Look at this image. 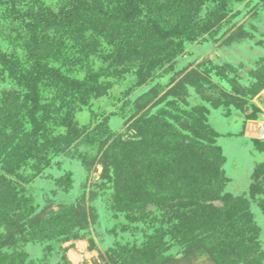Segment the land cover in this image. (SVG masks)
<instances>
[{
    "label": "rangeland",
    "instance_id": "obj_1",
    "mask_svg": "<svg viewBox=\"0 0 264 264\" xmlns=\"http://www.w3.org/2000/svg\"><path fill=\"white\" fill-rule=\"evenodd\" d=\"M0 138L27 264H264V0H0Z\"/></svg>",
    "mask_w": 264,
    "mask_h": 264
},
{
    "label": "trees",
    "instance_id": "obj_2",
    "mask_svg": "<svg viewBox=\"0 0 264 264\" xmlns=\"http://www.w3.org/2000/svg\"><path fill=\"white\" fill-rule=\"evenodd\" d=\"M37 18H41L39 15L37 16ZM1 139V138H0ZM32 146L27 147V152H31L32 147L34 145H37L38 143L34 140H32ZM214 154V153H213ZM185 159V157H183ZM175 162V159H174ZM173 162V163H174ZM185 163V162H184ZM1 178L5 179L3 175H0ZM83 210V209H82ZM16 210H9L6 209L5 212H3L2 214H0V220H3L7 217V215L11 218V219H15V220H11L12 222L10 225V227L6 228V233L11 232V227L13 229H18L20 228L21 224H23L22 222H24L25 219H22V216L20 217L21 219L16 220V217L19 213H16ZM83 212V211H81ZM75 214L77 215L78 212L75 209ZM83 216V219L85 217V213H82L78 219H80ZM77 220H75L74 223H76ZM12 225V226H11ZM24 226V225H23ZM16 236H20L21 234L15 233ZM15 235H10L7 238H5V236L2 235V233L0 232V264L7 262L8 264H27L25 262V259L23 258V254H19V252L21 251L20 248L22 247L21 244L19 243V239L15 238ZM49 239H54V236H49ZM52 237V238H51ZM33 242H36L38 239L42 242H44V240L49 241V239L47 238V236H39L38 234H35L34 236H32L31 238Z\"/></svg>",
    "mask_w": 264,
    "mask_h": 264
}]
</instances>
